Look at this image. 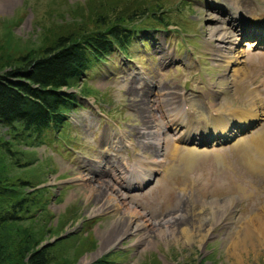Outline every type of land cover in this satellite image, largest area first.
Here are the masks:
<instances>
[{"label": "rangeland", "instance_id": "1", "mask_svg": "<svg viewBox=\"0 0 264 264\" xmlns=\"http://www.w3.org/2000/svg\"><path fill=\"white\" fill-rule=\"evenodd\" d=\"M152 4L154 14L148 9L122 24L136 28L126 49L113 47L64 89L77 101L60 127L38 133L0 121V208L13 202L11 188L17 197L26 193L14 206L16 225H0L4 264H25L31 250L42 247L46 264L100 258L109 264H264L263 235L252 225L254 217L264 219V164L259 173L249 172L233 151L239 144L250 149V138L264 129V87L257 83L264 76V37L250 36L246 25L215 53L219 33H207L224 25L208 5L233 13L245 7L259 19L264 0H0V74L23 55L41 54L58 35L123 20L130 7ZM144 91L146 101L139 97ZM188 96L200 113L190 125L204 120L199 128L205 133L185 134V124L170 125L163 116ZM209 103L214 112L205 108ZM215 112L229 119L251 115L230 122L228 129L247 124L238 131L204 130ZM150 133L160 135L159 147ZM192 136L195 142H188ZM187 149L196 150L190 164L180 161ZM132 170L139 176L124 183ZM38 189H47L41 199ZM109 193L121 206L99 211L104 198L94 196ZM134 209L148 225L137 227V218L121 224L122 213ZM165 220L169 228H159ZM27 232L37 244L21 260Z\"/></svg>", "mask_w": 264, "mask_h": 264}, {"label": "trees", "instance_id": "2", "mask_svg": "<svg viewBox=\"0 0 264 264\" xmlns=\"http://www.w3.org/2000/svg\"><path fill=\"white\" fill-rule=\"evenodd\" d=\"M148 9H152L154 14L158 6L152 4L130 7L131 12L123 20L114 18L102 26L97 23L91 29L79 28L75 32L58 35L51 45L41 50V54L37 56L26 54L17 61L15 59L13 65L9 64L10 69L0 74V121L9 127L20 125L22 130L31 129L38 133L43 128L60 127L64 123L66 109H71L77 101L75 93L64 89L73 86L92 62L102 59L113 47L126 49L136 28L126 29L122 24L138 19ZM154 20L162 25L166 24L159 16ZM2 183L5 184L3 179H0V185H3ZM21 184L26 185L25 182ZM11 190L13 193L11 192L10 196L13 202L9 208L3 206L0 208V225L5 227L16 225L19 217L15 214L14 206L17 203V206H20L21 202L25 201L22 197H26V193L22 197H17L15 188ZM43 190H34L38 199H41L39 195H44L47 189ZM0 196H3L1 186ZM24 210H28V206H25ZM27 233L30 236L22 240L21 248L18 249L17 258L20 257L21 260L25 251L28 252L33 243L37 244V240L33 238L34 233ZM7 238L6 244L13 241L12 238L8 236ZM2 241H0V264H4L3 260L5 261L1 254V249L4 247H1ZM45 248L32 249L25 264H46ZM92 264H109V262L107 258H100Z\"/></svg>", "mask_w": 264, "mask_h": 264}, {"label": "bare ground", "instance_id": "3", "mask_svg": "<svg viewBox=\"0 0 264 264\" xmlns=\"http://www.w3.org/2000/svg\"><path fill=\"white\" fill-rule=\"evenodd\" d=\"M208 6L211 9V11H214L218 14V16L213 17V20L217 19V20L222 21L224 23L223 26L213 25L212 27H210V29L207 28V33L211 37H214L216 34L219 33V35L216 37L218 39V43L215 46L213 45V49H214L215 53L218 52L219 50H221V48H223L224 46H227V45H225L227 42L232 43V40H233L231 38L232 36H235L237 34L238 35L242 34L241 30L243 29V27H247L246 25L251 27V33H253V34H251L250 36H254L255 34H258V36H260V39H262L264 37V13L263 12L260 13L259 19H254L253 14H251V16H250L249 13L247 12V10L245 9V7H243L242 10H239V12L235 11V13H233V12H228L226 9H224V11H221L220 6L219 7H215L216 5H208ZM224 15H226V17H224ZM244 32H245V34H248L247 32L250 33V31H247V32L244 31ZM256 44H258V43L256 42ZM215 53H214V55H215ZM262 82L264 85V76H263ZM161 88H164V87H161ZM263 91H264V88H263ZM139 97L142 100L146 101V98H147L146 92L144 91L142 94L139 95ZM180 98H181V96H180ZM184 100L186 101L185 105H186V103L189 102L190 108H187L186 110H184L185 106L183 105L184 103L181 101L180 103L183 107L175 110V112H173V113H165L164 112L163 116L168 114V117H166V118L169 121L170 125L178 126V125L185 124L186 127L188 128V130L185 134H190L192 131L195 132L194 134L205 133L201 128H199V126L195 127V129H192V126L190 125V123H191L190 120L193 117L192 114H195V116H196V115H200V113L196 110L194 105L190 104L191 97L188 96V98H186V99L184 98ZM209 104H208L209 108L207 106H205L208 113L213 111V105L211 103H209ZM188 111H190V112L188 113ZM215 114L216 115L208 123H206V127L204 130L211 129V130H216V131H220V132L232 130V129H228V126H229L231 121L234 122L233 119H236L239 122H241L242 120H241L240 116L248 118V116L251 115L250 113H242L240 116L236 115L238 118H236V116L234 115L232 117V119H229V118H227L229 116V113H227L228 116L226 114L224 116H221L220 113H216V112H215ZM202 116L207 117L208 115L204 114ZM152 135H154V133H150L151 137H153ZM160 139H161L160 135L157 134L153 138H151V141H153L152 143H154L155 146L159 147ZM203 140H205V139L199 138L198 143H203L202 142ZM187 141L188 142L194 141L193 136L191 138H188ZM246 145L247 146L249 145L250 149L248 147L244 148L240 144L235 145L233 147V151L238 158L239 164H242V167H245L247 169V171H249V172L259 173L260 172V166H262L264 164V162H263L264 161L263 160L264 159V129L261 133L252 136ZM184 151L185 152H182V155H181L182 160H180V161H185V162L187 161V163H189L191 161L190 159L196 154V150L187 149ZM178 155H179V153H178ZM154 163L157 165V168H158L159 167L158 165H160V162L155 161ZM89 170H90V168H89ZM139 173H140L139 170L129 171V174H130L129 177L123 175L122 178L123 179L126 178V180H124L123 182L124 183H128L129 181L131 182V176H133V177L139 176ZM141 179L143 181H145V180H147V176L143 177ZM108 196L110 197V201L108 200ZM103 198H104V201H102ZM94 200L102 201V205L98 209L99 211L100 210L106 211V210H109L111 208L121 206V203L119 202V200L117 198H115L113 195H111V193L104 194L102 197L100 196V194L99 195L96 194L94 196ZM136 218H137V220H139L138 222H136L137 227L143 228L149 224V220L146 219L145 215H142L139 211H137L135 209L132 210L131 212H129L127 210V212L122 213V215L120 216V220L122 221L121 224H123V226L126 225L128 227V225H130V222H132V220L135 221ZM253 220L255 221V222H253V224L251 223L252 225H254L253 228H255V230L257 231V234H262L263 239H264V234H263V232H264V219H262V218L259 219L256 216L253 218ZM169 226H170L169 221L165 220L164 223H161L159 225V228H167L168 229Z\"/></svg>", "mask_w": 264, "mask_h": 264}]
</instances>
